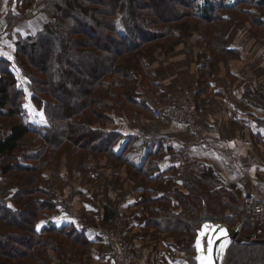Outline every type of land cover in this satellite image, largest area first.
<instances>
[{
  "label": "trees",
  "instance_id": "16d2710c",
  "mask_svg": "<svg viewBox=\"0 0 264 264\" xmlns=\"http://www.w3.org/2000/svg\"><path fill=\"white\" fill-rule=\"evenodd\" d=\"M33 1L47 12L50 21L42 31L18 43L17 61L24 73L28 69L33 72L29 77L32 88H36L34 104L46 114L49 128L42 136V149L27 156L26 165L19 164L15 179L20 186L11 185L14 194L4 197L10 185L0 191V264H57V259L64 257L65 244L88 246L86 237L74 229H38L43 213L55 207L51 200L54 184L45 186V170L49 165L58 168L64 155L71 159V168L75 162L86 168L91 157L121 158L113 156L112 149L122 134L108 131L107 126L113 120L112 114L127 110V106L142 107L137 96L146 78L152 76L156 52L170 51L182 40L195 37L208 42L207 62L215 68L219 57L233 54L229 47L234 29L227 34L233 23L226 14L237 22H247L257 37L261 38L259 33L264 30L260 17L264 0H29L24 6ZM25 17L23 14L19 18ZM184 19L197 21H185L188 34L197 31L195 26L201 29L210 25V29L203 31L204 35L187 37L177 28L183 26H176ZM12 76L6 72L0 78V109L17 115L24 106H19L11 95ZM39 95H48L51 101ZM248 98L264 110V91H251ZM255 120L264 128V118ZM31 130L29 124L18 122L0 137V164L21 148ZM10 163L13 165L0 166L7 182V176L16 168L13 161ZM181 178L182 189L149 200L158 202L163 211L160 219L151 221L158 230L184 232L189 240L186 264H196L192 242L201 226L199 212L203 203L211 212L224 215L231 226L237 224L238 218L230 216L227 207L222 206L223 192L211 167L201 175L185 171ZM229 196L235 199L232 193ZM230 203L239 209L242 205L234 200ZM257 227L254 221L247 222L242 230L244 238ZM260 227L264 232V224ZM225 264H264V243H235Z\"/></svg>",
  "mask_w": 264,
  "mask_h": 264
},
{
  "label": "crops",
  "instance_id": "0c3cea01",
  "mask_svg": "<svg viewBox=\"0 0 264 264\" xmlns=\"http://www.w3.org/2000/svg\"><path fill=\"white\" fill-rule=\"evenodd\" d=\"M24 2L29 0H0V10L5 12L1 30L5 33L9 18L26 9L32 12L26 13L14 31L21 23V28L27 29L31 20L43 18L44 13L34 6V1L27 6ZM241 21L232 20L227 32L234 29L229 47L233 54L216 55L219 59L215 68L207 62V41L195 37L182 40L170 51L161 49L155 53L152 76L146 78L137 96L142 107L127 106V110L112 114L113 120L107 126L108 131L122 134L112 149L113 156L121 158L91 157L86 168L79 162L71 168V159L64 155L58 168L49 165L45 171L46 187L51 181L54 184L51 200L55 207L40 217L39 230L63 227L84 235L90 264H115L114 254L96 233V227L122 229L142 250V259L136 264H184L187 235L158 230L151 220L160 219L163 211L158 202L149 200L182 189L185 171L201 175L210 167L221 190L234 192L235 187L241 188L238 197L234 196L237 203H242L246 193L263 198L264 128L255 119L264 118V110H259L248 96L251 91H264V37L253 35L251 26ZM4 55L0 51V58ZM185 91L196 97L207 132L206 143L195 147L191 160L179 169L169 145L186 142L188 127L157 118L154 110L159 103ZM241 181L246 182L244 186ZM6 182L0 172V187L7 188ZM14 192L10 186L4 197ZM74 247L65 244L71 258H76L81 248Z\"/></svg>",
  "mask_w": 264,
  "mask_h": 264
},
{
  "label": "rangeland",
  "instance_id": "374dc122",
  "mask_svg": "<svg viewBox=\"0 0 264 264\" xmlns=\"http://www.w3.org/2000/svg\"><path fill=\"white\" fill-rule=\"evenodd\" d=\"M226 3H228V0L226 1ZM170 5L171 6L173 5V1L170 2ZM34 6L38 9H40V11H42V13H44L43 18L31 20L30 25L27 29L21 28V26L24 25L21 23L15 31H14V29L17 27L18 23L20 21H23V18H19V17H22L23 14L26 15V12L25 11L21 12V14H19L18 16H14V17L10 18L8 21V24L11 23V24H13V26H8V28L6 29V33H5L8 41H10L8 43L10 45V50L5 51L6 55H4V57L0 58V78H2L6 74V72L8 74L13 75L12 76L13 84L10 86V89L12 92L11 95L14 96V98L17 101V103L19 104V106H24V107H22V112H20V108H19V113L17 115H10V112H9L10 110H1L0 109V137H2V135H4V134H7L10 131L11 126H13V124L18 123V122H21V123L23 122L25 124H29V127L32 129L31 130L32 133L29 134L28 136H26L25 139L23 140V142L21 143V148L10 158L4 157L2 163L0 164V166L2 168H4L5 166H8V165L12 166L13 164L10 163L11 161H13L14 165H16V168L13 169L14 172H12L9 176H7L9 178L7 185H10V186L13 185L14 183L17 186H20V183L15 179V177H16L15 175H19L17 172V170H18L17 168L20 167L22 164L26 165L25 159L28 158L27 156L34 155V153L37 154V152L42 149V147L44 145V141L42 139V136H43L44 132L49 128L48 127L49 126L48 121L45 118L46 114L44 113L43 110H39L38 108H36L35 104H34L35 103L34 99H37V97H35L36 93H34L33 91H36V88H32L31 82H30V77H29L30 76L29 74L33 75L32 74L33 72L32 71L30 72L28 69L27 70L28 72H25L27 74L26 75L23 72V66H20L18 64V61H17V51L19 49L20 42H22L23 40H25L28 37H32V36L36 35L40 31H42L44 29V26L50 21L49 15L47 14L46 11L42 10L41 6L37 7L35 3H34ZM163 7L165 8V5H163ZM2 12L4 13L3 17H5V12L4 11H2ZM263 14H260V17H262L261 19L264 21V15ZM230 18H231V20H233L234 23L237 22L233 16H230ZM185 21H188L189 23H192V24L197 22L195 19H184L181 22L176 24V26L179 24L181 26H183L182 28L177 26V28H178V30L182 31L183 34H186L185 36H187V35L189 36V35H193V34L204 35L203 31H209V29H210V25L209 26L203 25L201 27V29H199L200 27L195 26L194 29H197V31L195 30L192 34H188L186 31L187 29L185 28V26H187V25H185ZM241 22L244 23V21H241ZM263 32H264V30H263ZM263 32L259 33L260 35H262V37H264ZM178 34H179V31H178ZM12 38L14 41H12ZM164 46L166 47V45H164ZM38 97L40 99H49L48 95H39ZM49 101H51V100L49 99ZM154 112H155V110H154ZM52 125H54V124H52ZM27 163H30V161ZM19 164H21V165H19ZM52 170H53V168H52ZM244 183H246V182L241 181V186H244ZM44 184H45V186L47 185V183H44ZM50 185H53L52 181H51ZM0 191H2L1 187H0ZM221 191L223 192L221 195L223 203H221V204L224 208L227 207L225 210L235 209L234 206H232V204L230 203V201L235 200L237 203L239 200L236 198L230 200L229 195H230V193H232L233 197L234 196L238 197V193L241 192V188L239 189V188L235 187V191H234L235 193L232 192L231 190H228V192L225 190H221ZM224 192H225V194H224ZM51 194H53V192ZM223 195H225V198L223 197ZM246 195H247V193L243 195L242 201ZM239 198H241V195ZM260 198H262V197H260ZM263 198H264V196H263ZM263 198H262V200H264ZM235 220L236 219H234V222H235ZM235 223H237V221ZM254 224H256L258 227L256 229L255 228L251 229V231L247 234V237H245L246 240H249L251 238L252 234L258 230L262 231V235L264 238V232H263L262 228L260 227L261 225L264 224V222L261 223V222L254 221ZM188 241H186V244L183 247V250L186 251L184 253L185 254V257H184L185 263L184 264H186V260H188V257H189V254H188V251H189L188 247L189 246H187ZM74 249H76V248L74 247ZM86 253H87L86 248L81 247L78 250L77 257L71 258V256L67 255V252L65 250V245H64V257H59L57 259V264H73V263L74 264L75 263L76 264L77 263L90 264L91 258L87 257ZM179 255H181V253H179ZM59 259H61L62 261H60ZM115 264H117L116 260H115ZM187 264H190V263H188V261H187Z\"/></svg>",
  "mask_w": 264,
  "mask_h": 264
},
{
  "label": "built area",
  "instance_id": "2783aa9c",
  "mask_svg": "<svg viewBox=\"0 0 264 264\" xmlns=\"http://www.w3.org/2000/svg\"><path fill=\"white\" fill-rule=\"evenodd\" d=\"M31 13V9H26ZM3 12L0 10V51L10 50L8 39L4 30ZM155 116L160 119L180 122L188 127L189 137L182 144H170V151L174 156L179 169H182L192 158L193 149L206 143L207 123L199 114L198 103L194 94L190 91L182 92L171 99L159 103L155 108ZM243 209L229 210L232 217L238 218L243 230L249 221L264 222V200L255 194H247L242 202ZM96 233L110 247L117 264H136L142 259V250L126 237L122 229H110L108 227H96ZM263 238L262 231H255L246 243H254ZM246 239V238H245Z\"/></svg>",
  "mask_w": 264,
  "mask_h": 264
},
{
  "label": "water",
  "instance_id": "95a60500",
  "mask_svg": "<svg viewBox=\"0 0 264 264\" xmlns=\"http://www.w3.org/2000/svg\"><path fill=\"white\" fill-rule=\"evenodd\" d=\"M240 209H243V206ZM199 221L201 226L197 229L192 242L196 264H225L232 245L246 243L240 223L231 226L225 222L224 215L211 212L206 202L199 212ZM256 242L264 243V238Z\"/></svg>",
  "mask_w": 264,
  "mask_h": 264
},
{
  "label": "snow or ice",
  "instance_id": "6c2138e0",
  "mask_svg": "<svg viewBox=\"0 0 264 264\" xmlns=\"http://www.w3.org/2000/svg\"><path fill=\"white\" fill-rule=\"evenodd\" d=\"M198 246H199V241H198ZM209 250H210V248H209Z\"/></svg>",
  "mask_w": 264,
  "mask_h": 264
}]
</instances>
